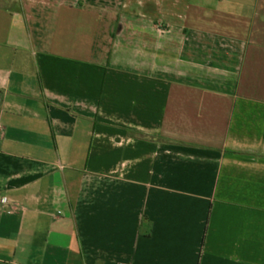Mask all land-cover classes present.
Listing matches in <instances>:
<instances>
[{
  "label": "crops",
  "instance_id": "crops-1",
  "mask_svg": "<svg viewBox=\"0 0 264 264\" xmlns=\"http://www.w3.org/2000/svg\"><path fill=\"white\" fill-rule=\"evenodd\" d=\"M0 264H264V0H0Z\"/></svg>",
  "mask_w": 264,
  "mask_h": 264
}]
</instances>
